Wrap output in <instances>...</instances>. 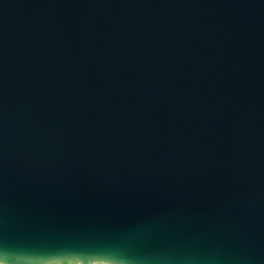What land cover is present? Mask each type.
<instances>
[{
  "label": "water",
  "instance_id": "95a60500",
  "mask_svg": "<svg viewBox=\"0 0 264 264\" xmlns=\"http://www.w3.org/2000/svg\"><path fill=\"white\" fill-rule=\"evenodd\" d=\"M0 264H264V0H0Z\"/></svg>",
  "mask_w": 264,
  "mask_h": 264
}]
</instances>
